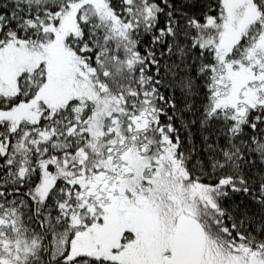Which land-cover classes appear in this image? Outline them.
Instances as JSON below:
<instances>
[{
    "label": "snow or ice",
    "instance_id": "snow-or-ice-1",
    "mask_svg": "<svg viewBox=\"0 0 264 264\" xmlns=\"http://www.w3.org/2000/svg\"><path fill=\"white\" fill-rule=\"evenodd\" d=\"M0 264H264V0H0Z\"/></svg>",
    "mask_w": 264,
    "mask_h": 264
}]
</instances>
